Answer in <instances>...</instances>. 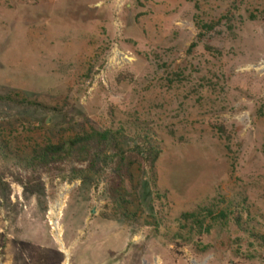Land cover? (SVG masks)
<instances>
[{"label":"rangeland","instance_id":"obj_1","mask_svg":"<svg viewBox=\"0 0 264 264\" xmlns=\"http://www.w3.org/2000/svg\"><path fill=\"white\" fill-rule=\"evenodd\" d=\"M135 127L160 141L161 203L138 168L120 208L107 162L27 166ZM0 138V264H264V0H0ZM221 198L258 239L230 223L177 256L156 232Z\"/></svg>","mask_w":264,"mask_h":264},{"label":"trees","instance_id":"obj_2","mask_svg":"<svg viewBox=\"0 0 264 264\" xmlns=\"http://www.w3.org/2000/svg\"><path fill=\"white\" fill-rule=\"evenodd\" d=\"M9 100L15 106L22 107L25 104L24 101L18 103ZM8 148V143L0 138V153H5ZM161 152L158 137L148 128L135 127L129 137L125 135V130L116 132L92 130L69 141L50 144L34 151L26 162L29 168L44 171H51L70 163L84 162L88 163L92 170H96L97 174L100 173L98 166L107 162L113 165L114 173L110 180L109 195L111 201L122 208L129 204L125 185L132 183L135 168L145 173V178L154 194V201L161 203L167 200V194L162 193L157 184L156 164ZM244 202L243 199L227 201L221 198L193 211L185 212L174 219L173 224L178 228L174 233H171L164 224V221L167 224L171 223L167 216L159 215L156 217V232H160L162 227L168 230L162 237L175 246L177 256H182L184 249L189 246L195 247L197 255L206 254L209 247L202 244V239L210 236L218 226H226L230 223H233L239 232L249 234L250 238L256 240L259 237L249 231L250 220L243 221L245 214L249 217ZM122 216L126 220H131L127 210L123 211Z\"/></svg>","mask_w":264,"mask_h":264}]
</instances>
